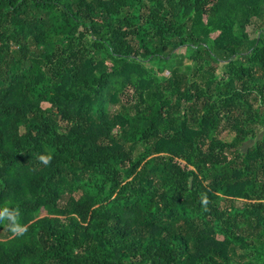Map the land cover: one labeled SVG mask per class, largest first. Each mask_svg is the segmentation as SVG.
<instances>
[{
	"label": "trees",
	"instance_id": "16d2710c",
	"mask_svg": "<svg viewBox=\"0 0 264 264\" xmlns=\"http://www.w3.org/2000/svg\"><path fill=\"white\" fill-rule=\"evenodd\" d=\"M5 209L0 264H264V0H0Z\"/></svg>",
	"mask_w": 264,
	"mask_h": 264
},
{
	"label": "clouds",
	"instance_id": "9594fccd",
	"mask_svg": "<svg viewBox=\"0 0 264 264\" xmlns=\"http://www.w3.org/2000/svg\"><path fill=\"white\" fill-rule=\"evenodd\" d=\"M41 159L44 161V163H48L50 158L41 157ZM0 215L8 216L7 209H5L3 213H0ZM13 230L14 231H25L26 229H22L19 224H14Z\"/></svg>",
	"mask_w": 264,
	"mask_h": 264
},
{
	"label": "rangeland",
	"instance_id": "374dc122",
	"mask_svg": "<svg viewBox=\"0 0 264 264\" xmlns=\"http://www.w3.org/2000/svg\"><path fill=\"white\" fill-rule=\"evenodd\" d=\"M255 31V28H253V26L250 27V32ZM256 34H253V36H255Z\"/></svg>",
	"mask_w": 264,
	"mask_h": 264
}]
</instances>
